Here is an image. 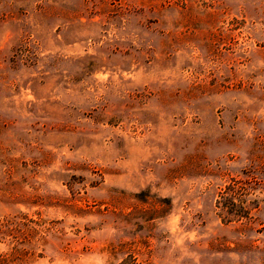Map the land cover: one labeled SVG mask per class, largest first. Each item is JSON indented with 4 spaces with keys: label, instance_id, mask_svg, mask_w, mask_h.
<instances>
[{
    "label": "rangeland",
    "instance_id": "374dc122",
    "mask_svg": "<svg viewBox=\"0 0 264 264\" xmlns=\"http://www.w3.org/2000/svg\"><path fill=\"white\" fill-rule=\"evenodd\" d=\"M0 264H264V0H0Z\"/></svg>",
    "mask_w": 264,
    "mask_h": 264
},
{
    "label": "trees",
    "instance_id": "16d2710c",
    "mask_svg": "<svg viewBox=\"0 0 264 264\" xmlns=\"http://www.w3.org/2000/svg\"><path fill=\"white\" fill-rule=\"evenodd\" d=\"M227 188H228V190L224 191L225 195L223 193L221 195V197H222V208L221 209L227 211V213H231L232 210H230V209H234L236 211V212H234V213H236L234 215H236L238 217L249 218V213H250L251 207L246 204V199H240L239 201L241 204L236 205L234 202H232L231 197H232L233 193L235 191H238V190H233L234 186H228ZM228 205H231V206L229 207ZM234 206H237V208H233ZM224 207L227 209H225Z\"/></svg>",
    "mask_w": 264,
    "mask_h": 264
}]
</instances>
